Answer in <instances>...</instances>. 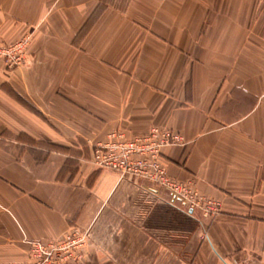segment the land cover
<instances>
[{
	"label": "crops",
	"instance_id": "0c3cea01",
	"mask_svg": "<svg viewBox=\"0 0 264 264\" xmlns=\"http://www.w3.org/2000/svg\"><path fill=\"white\" fill-rule=\"evenodd\" d=\"M0 264L90 229V264H264V0H0ZM153 127L214 213L98 167Z\"/></svg>",
	"mask_w": 264,
	"mask_h": 264
},
{
	"label": "built area",
	"instance_id": "2783aa9c",
	"mask_svg": "<svg viewBox=\"0 0 264 264\" xmlns=\"http://www.w3.org/2000/svg\"><path fill=\"white\" fill-rule=\"evenodd\" d=\"M29 38L12 43H0V61L14 68L25 64L29 57ZM181 136L160 127L129 137L116 130L106 140L96 144L92 161L98 167L148 178L170 190L174 197L192 206L205 205L218 213L220 203L208 200L192 180H176L162 163L165 146L179 143ZM93 258V241L90 229L75 228L57 240L33 239L26 259L2 264H90Z\"/></svg>",
	"mask_w": 264,
	"mask_h": 264
}]
</instances>
